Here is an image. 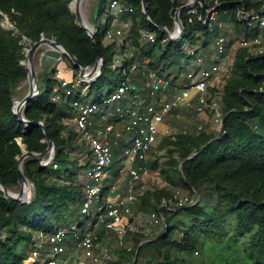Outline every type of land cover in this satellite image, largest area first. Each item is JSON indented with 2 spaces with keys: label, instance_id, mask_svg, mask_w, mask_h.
Masks as SVG:
<instances>
[{
  "label": "trees",
  "instance_id": "trees-1",
  "mask_svg": "<svg viewBox=\"0 0 264 264\" xmlns=\"http://www.w3.org/2000/svg\"><path fill=\"white\" fill-rule=\"evenodd\" d=\"M73 1L0 0V19L7 17L14 25L13 29L5 28L0 20V181L12 190L20 186L17 165L24 153L23 145L26 150L38 153H44L48 148L43 128L35 124L27 125L13 109L16 90L28 77L22 63L26 59L28 41L33 45L43 37L54 38L90 67L98 59L99 48L104 56V66L101 75L92 83L87 100L100 105L122 83L132 79L133 73H143L142 70H132L135 58L122 61V67L117 70L111 68L117 45L106 42L113 18L108 16L104 28H98L93 39L80 26L76 13L70 8ZM122 1L135 8L131 17V38L135 46H140L142 30L157 34L156 42L148 43L141 57L148 61L150 69L168 71L171 75L172 58L190 57L182 49L183 38L176 42L166 40L167 35L160 28L174 30L172 11L183 6L187 0H146L152 22L143 11V0ZM203 1L206 15L207 9L215 6L216 1ZM110 2L99 0V19ZM219 2L222 3L219 7L221 20L231 23L236 34L251 36L259 33L260 29H252L239 11L244 7L247 11L261 9L262 1ZM182 18L185 22L183 37H187L192 46L208 49L211 39L220 32L219 28L211 31L199 17L194 23H189L185 10ZM235 56L236 74L222 92L223 131L219 135L204 133L166 137L162 143L169 145L167 160L164 165L157 162L151 165V168H160L161 175L171 185L183 184L195 193L196 200V192L200 193L201 199L176 212H170L164 206L162 211L166 212L168 223L166 230L156 238L141 237L134 249L119 252L120 258L129 259L131 264L138 247L145 240L137 264H143L145 260L152 264H197V252H206L211 246L209 242H224L226 239L245 244L249 264H264V53L254 55L248 49L240 48ZM71 68L76 71L75 79L78 78L80 67L71 61ZM118 70L120 77L114 81ZM182 72L180 69L179 74ZM46 74L49 82L41 86L40 92L28 102L25 115L32 122H46L56 154L52 163L45 166L35 157L25 160V174L35 187L31 202L12 200L0 190V264H25L34 232H54L59 227L83 221L81 206L86 191L78 179L91 164L93 156L85 143H77L76 129L65 133L67 127L63 120L73 111V100L66 96L63 88L56 91L57 85L60 86L55 78L56 68L51 71L47 68ZM173 79L177 83L180 75ZM111 84L113 87L110 88ZM58 93H61V100L56 101ZM139 94L147 95L146 92ZM93 95L95 98L92 100ZM112 146L115 161L111 174L118 176L125 145L123 142L116 144L113 140ZM193 153L196 154L185 162L181 171V164ZM110 190L111 186H106L104 199L109 196ZM159 210L160 206L149 208V212ZM180 214L183 218L179 217L175 224L173 220ZM145 253L149 259L142 262L140 259ZM115 260V263L118 262L117 258Z\"/></svg>",
  "mask_w": 264,
  "mask_h": 264
},
{
  "label": "built area",
  "instance_id": "built-area-1",
  "mask_svg": "<svg viewBox=\"0 0 264 264\" xmlns=\"http://www.w3.org/2000/svg\"><path fill=\"white\" fill-rule=\"evenodd\" d=\"M215 1L216 5L207 9L206 15L203 0H187L184 4L189 23H194L199 17L211 31L219 28L220 32L211 39L213 48L209 50L188 42L183 44V51L195 58L196 65L187 67L177 83L171 80L170 74L150 69L142 57L138 61L135 59L132 70H142L147 76L145 85L125 81L109 97L104 98L102 105L87 100L94 78L80 77L75 81L65 77L59 79L60 86H57L56 91L61 87L66 96L72 98L76 131L93 156L91 164L78 179L86 191L81 206L83 221L59 227L54 232H34L25 264H116L109 237H116L122 243L138 232V225L131 218L134 217L141 192L161 183L164 185L161 173L148 168L149 158L162 137L168 134L173 136L169 127L162 128V125L167 126V120L176 113L178 115L180 110L193 107L200 119L195 127L183 129L182 134L200 135L210 115L216 119L220 133L223 131L222 92L221 95L212 96L211 89L218 87L222 76L235 66V54L240 48L248 49L254 55L264 53V33L261 32L264 28V4L258 10L247 11L244 7L239 11V15L249 21L252 29H260L259 33L247 36L236 34L231 23L221 20L219 7L222 3ZM254 1L264 3V0ZM134 11V6L127 2L111 0L108 8L110 16L113 19L123 16L128 18L120 27L108 31V39L122 40L131 33ZM174 23L172 31L178 34L179 25L175 19ZM142 37L147 43L157 40V34L149 30H142ZM65 72V69L58 71L59 75ZM139 92H146L147 95L143 96ZM55 100H61V93L56 95ZM113 103L115 106L110 108ZM113 140L116 144L123 142L125 145L121 152L119 177H125L126 190L115 196L112 194L119 191L120 185L116 181L117 177L112 180L108 177L115 161ZM160 154L164 155V152ZM106 185L111 186V190L104 199ZM176 198H180V207L196 202L195 193L192 198L182 197L178 191ZM162 206L173 210L168 202ZM138 218L142 227L165 226L166 217L161 210L140 214ZM144 264L152 262L145 260Z\"/></svg>",
  "mask_w": 264,
  "mask_h": 264
},
{
  "label": "rangeland",
  "instance_id": "rangeland-1",
  "mask_svg": "<svg viewBox=\"0 0 264 264\" xmlns=\"http://www.w3.org/2000/svg\"><path fill=\"white\" fill-rule=\"evenodd\" d=\"M110 0H108L109 2ZM99 0H84V2L82 3L81 9H82V13L85 15V18L87 19V21L90 23L91 27H89L92 32L96 33L99 29H103L108 16H110V14L108 13V9H106V11H103L101 13V18L99 19V16L97 14V9L99 6ZM109 8V6H108ZM75 12V9H74ZM76 13V12H75ZM109 14V15H108ZM111 17V16H110ZM127 17L123 16L120 17L118 19H112V24H111V30L116 29L118 27H120L123 23V21L126 19ZM2 26L8 29H13L14 25L13 23H11V21L5 17L3 19H0ZM253 28H255V25L253 26ZM261 32L264 33V28L261 29ZM203 33V32H202ZM131 33L128 34V36H126V38L122 39V40H115V39H107V42L109 45H113L114 43H116V53L113 56V61H112V65L111 68L113 70H117L119 68H121V62L128 59L131 60L132 58H135L136 61L141 59V56L143 53V50L146 49L148 47V43L145 42V40H143L142 37V32H141V37H140V46H135L134 42L131 38ZM188 38L187 37H183L182 41L183 43H187L188 42ZM27 47L26 49H30L32 44H30V41H28L27 43ZM46 47L40 49V51L37 53L36 55V67L38 69V84L39 87L41 86H45L49 81H48V75L46 74V70L48 68V70H52V68H56L57 69V74L55 76L56 79H61V77H65V79L69 80V81H75L78 78H80V72L78 74V78L75 79V75H76V71L74 69L71 68V61L69 59H67L66 57H64V55H62L61 53H59L58 51H51V50H45ZM213 48V44L210 43L208 50ZM45 50L47 51V55L45 56L46 60L42 61V56H41V52ZM231 53V52H230ZM159 54V52H158ZM44 58V59H45ZM173 63L169 68V71L171 72V80L180 75L179 71L180 69H182V71L184 72L187 67H194L196 65V60L194 57H190V58H177L174 57L172 58ZM145 62H147L148 65V61L145 60ZM44 66V67H43ZM103 66H104V61H103ZM60 69H65L66 72L64 73V75H59L58 71ZM103 69V68H102ZM163 74H167L168 71L162 72ZM141 73H133V78L130 79V81H135L140 85H145V83L147 82V79L145 77V75H140ZM236 74V70H235V66L229 71V73H225L222 76L221 82L219 83L218 87L212 88L211 89V94L212 96H217V95H221V92H223L225 85L227 84V82L233 78ZM120 77V71H116L115 72V76H114V81H116L118 78ZM26 82V81H25ZM94 83V82H93ZM58 86V85H57ZM85 86V85H83ZM113 87V84L110 85V88ZM29 89V84H25L24 87L22 88H18L16 90V95H15V99L19 98L20 100L24 99V97L26 96V93ZM109 91V89H108ZM107 91V92H108ZM106 92V93H107ZM105 93V94H106ZM95 98V95H93L91 97V99L93 100ZM115 103L111 104L110 108L114 107ZM74 118V111H71V113L67 114V116L64 118V124L66 125V130L65 133L68 134L70 132V130H74L76 129L75 126V122L73 121ZM199 116L197 114V112L195 111V109L193 107L191 108H185L182 109L177 113L169 118L167 120V126L162 125V128H167L169 127L170 129V133L173 134L174 137H178L179 135H182V130L185 128H193L196 126L197 122L199 121ZM206 124H205V128L202 131L201 134H208V135H219L220 134V130H219V125L216 122V119L210 115L208 118H206L205 120ZM79 134H77V140H78V144H82L80 141V138L78 136ZM173 137L171 134H168L164 137H162L160 144L158 145L157 149L151 154L150 158H149V162H148V168L149 170H153V171H157L159 173L160 172V168H151V165H153L155 162L159 163V165H164L165 161L167 160V152H168V144H164L162 143L164 138L166 137ZM189 136H198V135H189ZM175 139V138H174ZM164 152V155H161L160 153ZM110 180H112L113 178L117 177L118 181V185L124 187V190H126V180L125 177H119L118 176H114L113 174H111L108 176ZM162 181L164 182V185L161 183L160 185H156L152 188H148V190H146L145 192H141V196H140V200L138 201V203L135 205V213H134V217L131 218V220L133 222H135L138 225V232H135L133 234H131L129 237H127V239L123 240L122 243H119V239H117L116 237H109V240L111 242V245L113 247L114 250V256L115 259L117 258L116 264H131V262L129 261V259L127 258H120V253H122L124 250L126 249H134L136 247V244L138 243V241L141 239V237L143 238H147V239H151V238H156L160 233H162L163 231L166 230V226L164 227H142L141 224L142 222L139 221L138 216L140 214H145L147 212H149V208L151 206H155L158 208V206H160V210L162 211L163 208V203L164 202H168L170 204V206L172 207L173 210H170V212H176L178 211V209H180V198H176V192L180 191L181 192V196L182 197H193L194 193L191 189L186 188L185 186H183V184H179V185H171L168 181H166V179L164 178L163 175H161ZM33 184V183H32ZM107 185H109V183L107 182ZM106 185V186H107ZM34 187V184H33ZM20 190V186L18 189L14 190L15 192H19ZM35 195V187H34V193L33 196ZM163 213V211H162ZM164 216L166 215V212L164 211ZM181 217L183 218V216L180 214L178 217L174 218L173 222L175 224L178 223V218ZM185 220V219H184ZM135 235V236H134ZM147 241V240H145ZM144 241V242H145ZM209 242V241H208ZM209 244L211 246H208L207 251H200V253H196L195 255V259L197 260L196 263L197 264H202V262L204 260L209 261V262H214L213 264H226L228 262L233 263V264H249V262L247 261L246 258V254H245V244L243 243H235V241L233 240H229L226 239L224 242H220L217 241L215 243H211L209 242ZM141 245V244H140ZM140 247V246H139ZM138 247V248H139ZM141 248V247H140ZM138 250V249H137ZM28 251V249H27ZM27 251L25 253H27ZM120 252V253H119ZM140 254V253H139ZM209 256V259H208ZM148 255L145 253L142 256V262L144 259H149ZM141 263V262H140ZM144 264V263H143Z\"/></svg>",
  "mask_w": 264,
  "mask_h": 264
},
{
  "label": "water",
  "instance_id": "water-1",
  "mask_svg": "<svg viewBox=\"0 0 264 264\" xmlns=\"http://www.w3.org/2000/svg\"><path fill=\"white\" fill-rule=\"evenodd\" d=\"M242 3V1H241ZM75 5V8H74ZM82 0H74L71 5L70 8L75 12L77 15V19H78V23L80 24V26L84 29L87 30V32L89 33V35L91 37H93V39L95 38V34L94 32H92V30L84 23V18L82 15ZM186 8V6H182L180 8H178L176 10V8L173 9L172 13L174 14V19L175 22L179 25V32L178 34H176V31H172L167 27H162L160 28L168 37V40L171 42H176L178 40H180L183 36H184V32H185V25L184 22L180 16L181 12ZM143 11L147 17V19L149 21L152 22V19L149 15L148 12V6L146 3V0H143ZM47 46H51L52 48H54L56 51H58L59 53H61L62 55H65L67 57H69V59L77 66L80 67V76L83 79H92L94 78V81L97 80V78L101 75L102 73V68H103V61H104V56L101 52V50L98 48V59L95 63L94 66L90 67L87 65H84L82 62H80V60L78 59V57L76 55H74L63 43L58 42L56 39L54 38H47V37H43L40 41L34 43L30 49L26 50V59L22 62L28 72V77L26 80V83L29 84V93L24 97V99L20 100V105L18 108H16V101L14 98V112L20 117V119L25 122L27 125L30 124H35L37 126H40L43 128L44 133L46 135V142L48 143V148L46 150V152L44 153H38V152H34V151H28L26 150L25 145H23V149H24V153L23 155L19 158L18 161V165H17V170H18V175H19V182H20V190L19 192H15L14 190L8 188L7 186H5L1 181H0V190L4 191L6 197L12 199V200H18L21 201L22 203H26V202H31L32 198L26 199L24 198V190H23V185L25 182H31L30 179L27 177V175L25 174V169H24V162L28 157H35L38 158L41 161V165H48L51 164L55 154H56V146L55 143L48 131V127L46 125V122L44 120H39V121H35L32 122L30 120H28L26 118L25 112H26V107L28 105V102L30 100H32L39 92H40V87L38 84V76L36 74L35 71V59H36V55L37 53L40 51V49L47 47ZM22 87V85L19 87V89ZM212 142V141H211ZM196 153H193L191 156H189L182 164H181V171H183V165L185 164V162H187L189 159H191ZM32 183V182H31ZM197 194V200L194 204L198 203L201 199V195L200 193L196 192ZM165 226L166 228L168 227V223L167 220L165 219ZM2 238V233H1V228H0V240ZM146 242V241H145ZM141 243L140 247L145 243ZM140 247L138 248L136 255H135V259L133 264H137L138 258H139V253H140Z\"/></svg>",
  "mask_w": 264,
  "mask_h": 264
},
{
  "label": "bare ground",
  "instance_id": "bare-ground-1",
  "mask_svg": "<svg viewBox=\"0 0 264 264\" xmlns=\"http://www.w3.org/2000/svg\"><path fill=\"white\" fill-rule=\"evenodd\" d=\"M84 2V0H82V3ZM74 8H75V5H74ZM0 13H1V11H0ZM82 15H83V18H84V23L88 26V27H91V25H90V23L87 21V19L85 18V15L82 13ZM51 50V51H56L54 48H52L51 46H47L46 48H45V50ZM45 50H43L40 54H41V56H42V61L44 60V58H45V56L47 55V51H45ZM44 67V66H43ZM35 71H36V74H37V76H38V69H37V67H36V61H35ZM25 84H26V82L25 83H23V85H22V87H24L25 86ZM21 87V88H22ZM15 101H16V108H18L19 107V105H20V99L19 98H17V99H15ZM23 190H24V198H26V199H29V198H31L32 196H33V193H34V187H33V184L31 183V182H25L24 183V185H23Z\"/></svg>",
  "mask_w": 264,
  "mask_h": 264
},
{
  "label": "crops",
  "instance_id": "crops-1",
  "mask_svg": "<svg viewBox=\"0 0 264 264\" xmlns=\"http://www.w3.org/2000/svg\"><path fill=\"white\" fill-rule=\"evenodd\" d=\"M48 57V56H47ZM25 83V82H24ZM27 84V83H26ZM23 85V84H22ZM29 89H30V87H29ZM29 89H28V91H27V93H26V95L29 93ZM125 190H124V187H122V186H120V189H119V191H117L116 193H113L112 195L113 196H115V195H120L121 193H123Z\"/></svg>",
  "mask_w": 264,
  "mask_h": 264
}]
</instances>
